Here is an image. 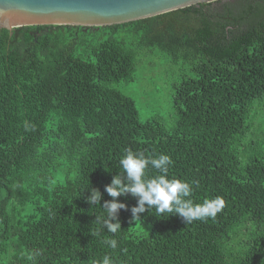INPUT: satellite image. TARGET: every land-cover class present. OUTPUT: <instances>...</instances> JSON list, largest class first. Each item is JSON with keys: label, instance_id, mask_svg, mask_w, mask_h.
<instances>
[{"label": "trees", "instance_id": "16d2710c", "mask_svg": "<svg viewBox=\"0 0 264 264\" xmlns=\"http://www.w3.org/2000/svg\"><path fill=\"white\" fill-rule=\"evenodd\" d=\"M144 47L180 67L170 128L140 120L111 83L131 81ZM92 57L85 59L80 51ZM264 105V0H214L100 26L0 28V264H264V152L248 141ZM126 149L166 154L191 199L222 197L215 218L154 209L121 230L100 217ZM148 176L157 170L149 166ZM97 188L98 205L86 197ZM138 221L149 227L134 229ZM98 233V234H97ZM106 238H115L112 249Z\"/></svg>", "mask_w": 264, "mask_h": 264}, {"label": "clouds", "instance_id": "9594fccd", "mask_svg": "<svg viewBox=\"0 0 264 264\" xmlns=\"http://www.w3.org/2000/svg\"><path fill=\"white\" fill-rule=\"evenodd\" d=\"M172 164L171 157L166 154L145 156L139 151L125 150L119 160L123 174L113 175L110 183L104 187V191L111 197V200L104 201L101 207L104 215L100 219L107 232L115 234L121 230L118 215L120 210H127V205L117 198L129 194L136 199V205L130 209L132 221L139 220V214L149 212L150 209H154L159 215H178L184 223L215 218L224 206L223 198L217 196L206 198L202 203H195L191 199L194 182L179 178L170 179L168 172ZM149 166L157 170L158 174L149 177ZM89 193L85 198L87 203L90 206L98 205L102 199L100 190L91 187ZM105 243L112 249L117 248L115 238H106ZM96 264H115V260L105 255Z\"/></svg>", "mask_w": 264, "mask_h": 264}, {"label": "water", "instance_id": "95a60500", "mask_svg": "<svg viewBox=\"0 0 264 264\" xmlns=\"http://www.w3.org/2000/svg\"><path fill=\"white\" fill-rule=\"evenodd\" d=\"M210 1L214 0H0V28L110 25Z\"/></svg>", "mask_w": 264, "mask_h": 264}, {"label": "rangeland", "instance_id": "374dc122", "mask_svg": "<svg viewBox=\"0 0 264 264\" xmlns=\"http://www.w3.org/2000/svg\"><path fill=\"white\" fill-rule=\"evenodd\" d=\"M87 51V50H86ZM85 50V59L92 58ZM180 67L171 65L170 62L160 53L158 49L144 47L136 57L135 70L131 81L112 82L111 85L124 94L130 96L137 109L138 118L142 120L152 117L160 119L167 128H170L177 118L173 102L174 85L180 82ZM255 113L254 121L249 132L239 146L240 151L246 154L251 150L248 141L257 138L256 142L259 151L264 152V105ZM149 227L138 221L134 229L139 233L138 228Z\"/></svg>", "mask_w": 264, "mask_h": 264}]
</instances>
